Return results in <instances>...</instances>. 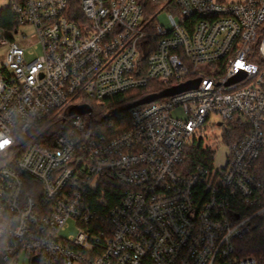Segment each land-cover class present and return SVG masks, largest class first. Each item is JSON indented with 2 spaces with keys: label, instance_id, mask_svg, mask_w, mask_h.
<instances>
[{
  "label": "built area",
  "instance_id": "built-area-1",
  "mask_svg": "<svg viewBox=\"0 0 264 264\" xmlns=\"http://www.w3.org/2000/svg\"><path fill=\"white\" fill-rule=\"evenodd\" d=\"M10 9L15 33L34 35L0 38V264L22 253L29 264H258L236 243L264 218V0ZM33 41L42 55L29 61ZM194 80L129 108L128 124L98 113L150 83L155 94ZM212 124L229 147L220 166L205 144ZM191 146L204 151L194 165ZM71 220L78 234L63 235Z\"/></svg>",
  "mask_w": 264,
  "mask_h": 264
},
{
  "label": "trees",
  "instance_id": "trees-1",
  "mask_svg": "<svg viewBox=\"0 0 264 264\" xmlns=\"http://www.w3.org/2000/svg\"><path fill=\"white\" fill-rule=\"evenodd\" d=\"M225 1V0H219ZM71 9L75 16L80 15V0H70ZM0 27L7 29H17L14 16L10 9V4L0 8ZM150 83L147 87L131 90L106 100L104 105L98 110L101 116L107 115L112 122L125 118L128 124L130 109L128 108L137 99L148 95L154 91V85ZM204 151L201 146H191L186 151L187 161L194 165L202 160ZM237 251L242 256H250L257 260L258 264H264V218H258L252 231L243 239L236 243Z\"/></svg>",
  "mask_w": 264,
  "mask_h": 264
},
{
  "label": "rangeland",
  "instance_id": "rangeland-1",
  "mask_svg": "<svg viewBox=\"0 0 264 264\" xmlns=\"http://www.w3.org/2000/svg\"><path fill=\"white\" fill-rule=\"evenodd\" d=\"M233 2H241L246 0H228ZM11 0H0V8L5 7L9 5ZM167 10H162L160 14L158 15V21L161 22L164 25H168V19H167ZM22 32H25L27 35L26 40L23 38ZM4 35L13 36L15 40L23 45L27 41L29 42V39H31L34 35L32 26H20L18 33H15L14 29H7L0 27V38ZM26 41V42H25ZM8 46L3 45L0 46V65L3 64L5 55L7 53ZM42 55V46L40 43L33 41L29 44V46L26 47V58L27 60H32L34 58H38ZM95 109H99L97 105H94ZM213 121H218V116L214 115L212 116ZM222 127L216 126L215 124H212L208 126L206 137H205V144H211L214 145L215 149V165L220 166L224 163V161L227 158V155L229 153V147L228 145L223 141V133H222ZM79 232V228L75 224L73 220L70 221V227L67 228L65 232H63V235H77ZM19 264H29V259L26 257L24 253L19 255Z\"/></svg>",
  "mask_w": 264,
  "mask_h": 264
},
{
  "label": "water",
  "instance_id": "water-1",
  "mask_svg": "<svg viewBox=\"0 0 264 264\" xmlns=\"http://www.w3.org/2000/svg\"><path fill=\"white\" fill-rule=\"evenodd\" d=\"M199 82H200V80L189 81V82L183 83L179 86L166 89L160 93L149 94V95L145 96L144 98L137 100L136 102L131 104L128 108L138 106L141 104H145V103H149V102L155 101V100L162 98V97L170 96V95H173L175 93H179L181 91H185L188 89L195 88L198 86ZM90 111H91V107L89 105H79V106H75L72 108V112H78L80 114H85V113H88ZM33 264H38V257H36L34 259Z\"/></svg>",
  "mask_w": 264,
  "mask_h": 264
},
{
  "label": "snow or ice",
  "instance_id": "snow-or-ice-1",
  "mask_svg": "<svg viewBox=\"0 0 264 264\" xmlns=\"http://www.w3.org/2000/svg\"><path fill=\"white\" fill-rule=\"evenodd\" d=\"M238 67L243 68L244 66L241 64V65H238Z\"/></svg>",
  "mask_w": 264,
  "mask_h": 264
},
{
  "label": "clouds",
  "instance_id": "clouds-1",
  "mask_svg": "<svg viewBox=\"0 0 264 264\" xmlns=\"http://www.w3.org/2000/svg\"><path fill=\"white\" fill-rule=\"evenodd\" d=\"M0 147H2V144H0Z\"/></svg>",
  "mask_w": 264,
  "mask_h": 264
}]
</instances>
